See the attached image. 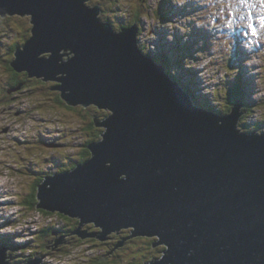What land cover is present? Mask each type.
Returning a JSON list of instances; mask_svg holds the SVG:
<instances>
[{"label":"water","instance_id":"water-1","mask_svg":"<svg viewBox=\"0 0 264 264\" xmlns=\"http://www.w3.org/2000/svg\"><path fill=\"white\" fill-rule=\"evenodd\" d=\"M87 1L0 0L1 16L33 23L13 68L59 82L68 105L110 111L91 157L40 182L37 207L78 218V236L88 223L100 240L157 235L163 255L144 264H264V132L238 127L242 98L224 115L198 106L140 47L137 22L116 30Z\"/></svg>","mask_w":264,"mask_h":264},{"label":"rangeland","instance_id":"rangeland-1","mask_svg":"<svg viewBox=\"0 0 264 264\" xmlns=\"http://www.w3.org/2000/svg\"><path fill=\"white\" fill-rule=\"evenodd\" d=\"M100 2L102 12L99 17L110 21L117 30L120 24L133 22L131 19L140 9L141 40L145 45L147 43L146 48H153L154 59L166 64L174 79H178L184 88L195 91L194 102L198 106L226 114L228 88L238 82L236 90L242 92L239 97L244 96L243 107L246 108L238 127L247 131L259 124L260 129L256 130L264 132V0ZM97 3L93 1L91 5ZM162 8L169 13V19H163L158 13ZM256 11L260 15L254 18ZM30 18L28 15L0 14V53L4 49L5 57L8 58L7 46L18 38L19 30L33 25ZM164 57L167 63L163 61ZM4 59H0L2 94L1 85L10 77V71L2 62ZM38 85V88L27 89L18 96H7L6 91V98L0 100L5 102L0 103V247L10 248L7 250L10 264H25L36 257H42L38 264H95L97 257L101 258L112 250H106L103 240L99 239L101 244H98L86 239L92 236L81 238L70 234L80 240L65 241L69 247L59 246L63 241L51 247V235L40 236L39 231L64 219L55 214L47 216L39 208L30 210L27 204H22L31 193L30 185L35 174L68 168L71 161H75L91 137L83 127L94 115L93 109L78 107H87L83 104L75 105L76 109L67 107L70 105L58 101L59 91L54 93L56 89ZM7 101L10 102L6 104ZM58 237L54 236L53 245ZM149 237L159 240L157 235ZM131 242L121 250L123 262L114 264H139L144 259L142 253L150 255L153 252L142 241ZM44 243L48 246L46 249L42 248ZM141 244L144 250L134 257L136 247Z\"/></svg>","mask_w":264,"mask_h":264},{"label":"trees","instance_id":"trees-1","mask_svg":"<svg viewBox=\"0 0 264 264\" xmlns=\"http://www.w3.org/2000/svg\"><path fill=\"white\" fill-rule=\"evenodd\" d=\"M158 13L161 15V17H163V19H169V13L168 12H166V10H163V8L162 9H160L159 11H158ZM141 16H142V14H141V11H140V9H138L137 10V12L135 13V16H134V19L135 20H140L141 19ZM166 17V18H165ZM133 19H131V21H132ZM129 23H131L130 21H128V22H126V23H122V24H120V25H122V26H126V25H128ZM141 24H142V21H141ZM119 27V26H118ZM24 29V28H23ZM30 38V37H29ZM145 42V41H144ZM144 42L142 43V45H140V47L145 51L147 48H146V45H147V43H146V45L144 44ZM16 43H14L13 45H12V49H11V52H12V55H14V48H16ZM158 51V50H157ZM147 52H149V51H147ZM153 52H154V50H153ZM6 53H7V51H6ZM2 54V55H1ZM152 54V53H151ZM0 55H1V57H0V59L2 58V59H4V57H5V50L3 49V51H2V53H0ZM153 55V54H152ZM7 56H8V58L7 57H5V59L2 61L3 63H4V65H6V69L7 70H9L10 71V77L8 78V79H6L5 81H4V85L2 84L1 85V89H2V91H3V94L2 93H0V100H2V99H5L6 98V95H5V92L7 91V96H13V95H19L20 93H22V92H24L25 90H27V89H35V88H38V84H40V86H43L41 83H42V80H37V79H35V78H31L29 75H28V73L27 72H17L14 68H13V66L11 65V56L9 57V55L7 54ZM166 58H167V56L166 55H164ZM14 57V56H13ZM163 58V61L165 62V63H167L168 61L166 60V58ZM14 59V58H13ZM12 59V60H13ZM169 72V71H168ZM170 73V72H169ZM171 74V73H170ZM171 76H172V74H171ZM53 82H57V81H51L50 83H52L53 84ZM239 83L237 82V84L236 85H232L231 87H229L228 88V91H227V99H228V107H227V110L228 111H226L227 113L228 112H230L231 110H232V107H233V105H234V102H235V100L240 96V94L239 93H242L241 91H239V90H236V88L238 87L239 88V85H238ZM54 85V84H53ZM10 89H15V90H13V92H12V94H9V90ZM185 90L191 95V97H192V99H193V101H194V99L197 97V95H195V91H193L190 87H187V88H185ZM9 94V95H8ZM242 96V95H241ZM58 98V97H57ZM242 98L244 99V96H242ZM11 99H14V98H11ZM59 99V98H58ZM59 101V100H58ZM63 101H65V100H63ZM10 101H7L6 102V104L7 103H9ZM66 102V101H65ZM0 103H4L5 104V102H0ZM69 107H71V108H74V109H76V107H74V106H69ZM203 107V106H202ZM203 108H205V107H203ZM94 111H95V109L94 108H92ZM92 109H90V110H92ZM207 109V108H206ZM244 109L246 110V108L244 107ZM209 110V109H208ZM251 111H252V109H250ZM209 111H212V112H214L213 110H209ZM110 112V111H109ZM224 112V111H223ZM250 112V111H249ZM225 113V112H224ZM224 113L222 114V115H224ZM226 113V114H227ZM244 115H245V113H244ZM243 115V116H244ZM242 116V117H243ZM94 122H97L96 120H94V116H93V114H92V119H91V123H92V127L94 126ZM260 125L259 124H257L256 126H254V127H252L253 129H250V130H247V131H252V130H256L257 128L258 129H260V127H259ZM84 128V132H87L88 133V135H90L89 133H91L92 135H90L91 137L87 140V142L84 144V147H83V151L82 152H80V154H79V156L78 157H76V159L77 160H79V161H77V162H75V163H73L72 161H71V166H69L68 168H61L59 171H65V170H69V169H72V168H74L76 165H77V163H79V162H83V161H85V160H87L88 158H90L91 157V150H90V148L88 147V144L90 143V142H92L93 140H98V139H100L101 138V135H102V132L104 131V128H100V129H97L96 131H93V130H90L91 128L89 127V126H84L83 127ZM88 128H90V129H88ZM55 172H58V171H55ZM55 172H48V173H46V172H44V173H41V174H35V178L32 180V183H31V187H32V190H31V193L28 195V196H26L25 197V199L24 200H26V201H24L23 200V202H22V204L23 203H25V204H27V206L29 207V209L30 210H34V209H36V208H38L37 207V203H38V197H37V192H38V185L40 184V182L44 179V177L45 176H48V175H51V174H53V173H55ZM36 179V180H35ZM27 195V194H26ZM39 211H42V213L43 214H45V215H47V216H49V215H58V217L59 218H62V219H64V221L63 222H58L57 224H55V223H50V224H48L47 226H45V227H42L41 228V230L39 231V235L40 236H43V235H53V231L54 230H60L61 231V233L62 234H66V238H67V240H69L71 243L72 242H76V240H80L79 238H77L76 237V235H72V237H70L71 235V232H72V230L73 229H75V227L79 224V219L77 218H71V217H69V216H66V215H64V214H62V213H59V212H51V211H49V210H46V209H43V208H39L38 209ZM70 235V236H69ZM134 237V236H133ZM51 238V237H50ZM131 238V237H130ZM141 238H139L138 240H135V242H140L141 240H140ZM89 240H92V239H89ZM150 240V241H149ZM149 240H144V241H142L143 242V244H145V247L147 246V247H149L150 249H151V251H153L150 255H143L142 256V258H144L145 260L146 259H150L151 258V256H153L155 253H158L159 251H160V247L159 246H153V241H154V238L152 239V238H149ZM84 241V240H83ZM147 241H149V242H147ZM147 242V243H146ZM143 244H141L140 246H142ZM73 245H75V244H73ZM27 246V245H26ZM63 246V245H62ZM64 246H66V247H69V244L67 243V244H64ZM138 247V246H137ZM24 248V247H23ZM42 248L44 249H46L47 248V246H45V243H44V245L42 244ZM70 248H71V246H70ZM71 251V250H70ZM96 260L97 261H95V264H109L108 263V261H106V260H104V258H103V260L101 259V258H96ZM136 261H139V259L136 257ZM149 261V260H148ZM114 263V262H113ZM116 263V262H115ZM139 264L141 263V261L140 262H138Z\"/></svg>","mask_w":264,"mask_h":264},{"label":"flooded vegetation","instance_id":"flooded-vegetation-1","mask_svg":"<svg viewBox=\"0 0 264 264\" xmlns=\"http://www.w3.org/2000/svg\"><path fill=\"white\" fill-rule=\"evenodd\" d=\"M99 2L100 3V5H101V2L100 1H102V0H89V3L91 4V2ZM31 27L30 28H22V29H20L19 30V36H18V38L15 40V41H13V42H11L8 46H7V54L9 55V57L11 56V60L13 59V58H15V51L18 49V48H21L23 45H24V43L29 39V37L31 36ZM14 43H16V48H14V55H12V52H11V49H12V45L14 44ZM14 56V57H13ZM23 72H25V71H23ZM31 78H35V79H39V80H42V85H44L45 87H49V88H54L55 86H57L58 85V83L59 82H53V84L52 83H50L49 81H44L43 79H40V78H37V77H31ZM50 85H53V86H51L50 87ZM13 90H15V89H13ZM13 90L12 89H10L8 92H13ZM54 91V93L56 92V91H58L57 89L56 90H53ZM59 98V99H58ZM58 100H59V102L60 103H63L64 102V104H65V101H63V99L60 97V94L58 95ZM65 106V105H64ZM67 107H69V106H67ZM75 107V106H74ZM78 107H80V109L81 110H83L84 108H89V109H92V108H94L95 109V111H94V120H96L97 122H94V126L92 127V123H91V121H89L88 123H85L86 125H84V126H89L90 128H88V129H90V130H93V131H96L97 129H100V128H103V127H101L98 123L102 120V118H100V116H107V114H109L110 112H109V110L108 109H106V108H101V107H99V106H97V105H94V104H92L91 106H87V107H81V105H78ZM101 112H104V114L102 115V113ZM84 113V112H83ZM85 116V115H84ZM97 132V131H96ZM92 133V132H91ZM91 133H89L90 135H92ZM75 161H73V163H75V162H77V161H79V160H77V159H74ZM71 166V165H70ZM57 171H59V170H57ZM50 172H55L54 170H52V171H50ZM71 218H74V217H71ZM77 219V218H76ZM79 226V224L75 227V229H77V227ZM75 229H73V231L75 230ZM81 232H82V234H85V236H92V237H87L86 239H92V240H94L96 243H98V244H101V242H103L102 244H103V246L106 248V250L108 251L109 249H113L114 248V246L116 245V249H115V251H114V253L113 254H111V255H108L107 257H103L104 258V260H106V261H108V263L109 264H114L115 262H118V261H121V260H123V258H122V256L121 255H123L122 254V252H121V250L126 246H128L129 245V242L130 241H132L131 243H136L135 242V240H138L139 238H141L140 240L141 241H144V240H149V236L148 237H145V236H134V237H131V238H129V236H130V234L132 233V231H131V229H129V228H122V229H120V230H118V231H114V232H112L111 234H109L108 236H107V239L104 241H101L100 242V240L98 239V236L100 235V233H98L99 231H100V228L99 227H97V226H95V225H93V223H88V224H85V225H83L82 227H81ZM58 233L57 234H55V235H52L51 236V238H50V241H51V243H52V245H53V238H54V236H61V235H64V234H62L61 233V231L60 230H56ZM59 231H60V233H59ZM80 235L81 237H84L83 235ZM77 235V234H76ZM97 237H96V236ZM156 237H154V241H153V246H155V241H156V239H155ZM153 239V238H152ZM56 240V239H55ZM49 240H48V242H50ZM63 241V243H60V245L59 246H61V245H64V244H66V242L65 241H67L68 242V240L67 239H63L62 240ZM150 241V240H149ZM149 241H147V242H149ZM146 242V243H147ZM55 244L56 245H54V246H58V244H57V241H55ZM118 244H120V245H118ZM52 245H50L51 247H52ZM156 246H159L160 247V251L158 252V254L156 255H153V256H151V258L150 259H153L155 256L156 257H161L162 256V254H163V251L165 250V245H160V243H157L156 244ZM48 247V246H47ZM131 247V246H130ZM147 247V246H146ZM60 248V247H59ZM144 250V248H143V246H140V245H138V247H136V253H135V255H134V257L135 256H137L138 254H139V252L140 251H143ZM142 254H146V253H142ZM147 255V254H146ZM145 255V256H146ZM142 257V256H141ZM155 257V258H156ZM136 259V258H135ZM150 259H143V261H142V263H140V264H143V262H146V261H148V260H150ZM103 260V259H102ZM128 260H130V259H128ZM114 262V263H113ZM121 262H123V261H121Z\"/></svg>","mask_w":264,"mask_h":264},{"label":"clouds","instance_id":"clouds-1","mask_svg":"<svg viewBox=\"0 0 264 264\" xmlns=\"http://www.w3.org/2000/svg\"><path fill=\"white\" fill-rule=\"evenodd\" d=\"M87 3L89 4V5H91L90 3H89V0L87 1ZM97 4H99V3H97ZM96 4H93V5H91V6H95ZM99 7H100V9H101V11L100 12H102V6L99 4ZM29 16V15H28ZM102 19V18H101ZM103 20V19H102ZM103 21H107V20H103ZM133 22H131V23H129L128 25H126V26H129V25H131V24H134V22H137L138 23V25H139V34H138V38H139V45H142V43L144 42V40H141V33L143 32L142 31V24L140 23L141 22V19L140 20H135V19H133L132 20ZM33 24V23H32ZM112 24V23H111ZM33 26V25H32ZM32 26H31V29H32ZM113 26V25H112ZM254 26H256L255 25V23H254ZM122 27H125V26H122V25H119V28L120 29H122ZM115 29V28H114ZM119 29V30H120ZM247 29H248V32H249V35H250V27L248 26L247 27ZM117 30V29H116ZM31 33H32V31H31ZM31 36H32V34H31ZM30 36V37H31ZM250 36H252V35H250ZM153 49V48H152ZM152 49L151 48H147L144 52L145 53H147V54H150V55H152L153 54V51H152ZM147 51H149V52H147ZM152 53V54H151ZM44 55H46V56H48L49 55V53H45ZM158 55H160V53L158 54ZM158 55H155V56H158ZM152 56H154V55H152ZM68 56H64V58H67ZM243 100V99H242ZM242 110L245 112V110H244V107L242 108ZM244 114V113H243ZM243 116V115H242ZM244 131V130H243ZM252 131H254V130H252ZM257 131V130H256ZM247 132V131H246ZM259 132V131H258ZM165 248H166V246H165ZM157 258H159V257H157ZM151 260V259H150Z\"/></svg>","mask_w":264,"mask_h":264},{"label":"bare ground","instance_id":"bare-ground-1","mask_svg":"<svg viewBox=\"0 0 264 264\" xmlns=\"http://www.w3.org/2000/svg\"><path fill=\"white\" fill-rule=\"evenodd\" d=\"M257 8H259V5H258V7ZM260 15V13H259V11H256V12H254V14H253V17L254 18H256V17H258ZM214 17V16H213ZM200 107H202V106H200ZM203 108V107H202ZM61 237V236H60ZM56 245V244H55ZM53 247H55L54 245H52ZM39 258H41V257H39ZM41 260H42V258H41ZM40 260V261H41Z\"/></svg>","mask_w":264,"mask_h":264}]
</instances>
